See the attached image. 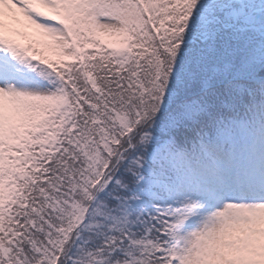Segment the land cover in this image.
<instances>
[{
  "label": "snow or ice",
  "instance_id": "6c2138e0",
  "mask_svg": "<svg viewBox=\"0 0 264 264\" xmlns=\"http://www.w3.org/2000/svg\"><path fill=\"white\" fill-rule=\"evenodd\" d=\"M0 264H264V0H0Z\"/></svg>",
  "mask_w": 264,
  "mask_h": 264
}]
</instances>
